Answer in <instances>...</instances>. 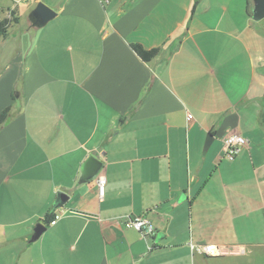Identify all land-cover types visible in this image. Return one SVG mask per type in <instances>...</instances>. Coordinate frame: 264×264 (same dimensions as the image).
Listing matches in <instances>:
<instances>
[{"label":"crops","instance_id":"obj_1","mask_svg":"<svg viewBox=\"0 0 264 264\" xmlns=\"http://www.w3.org/2000/svg\"><path fill=\"white\" fill-rule=\"evenodd\" d=\"M40 2L57 16L36 28ZM251 5L0 0V19H18L0 41V115L13 106L0 125V264L264 259V19ZM134 45L159 51L145 61ZM230 134L247 140L231 161ZM92 155L103 192L98 177L79 183ZM59 192L68 201L30 243ZM135 216L153 237L124 226Z\"/></svg>","mask_w":264,"mask_h":264},{"label":"water","instance_id":"obj_2","mask_svg":"<svg viewBox=\"0 0 264 264\" xmlns=\"http://www.w3.org/2000/svg\"><path fill=\"white\" fill-rule=\"evenodd\" d=\"M253 18L256 21L264 19V0H253ZM57 16V13L47 6L44 2L38 3L36 8L31 11L29 20L31 25L36 28H42L47 25L51 20ZM214 141V136L209 134L205 143L204 150L208 151ZM104 169L103 163L96 156L92 155L83 163L81 167V177L79 183H87L96 177ZM69 199V196L64 192H59L57 199L54 203L53 210H57L62 207ZM47 230V227L43 223H38L34 228V233L30 239V243L36 242L40 239L43 233Z\"/></svg>","mask_w":264,"mask_h":264},{"label":"built area","instance_id":"obj_3","mask_svg":"<svg viewBox=\"0 0 264 264\" xmlns=\"http://www.w3.org/2000/svg\"><path fill=\"white\" fill-rule=\"evenodd\" d=\"M101 1L109 2L110 0H101ZM14 18H15L14 11H10L8 15L5 17V19L10 20L11 22L13 21ZM223 144H224L223 156L224 158L231 161L234 160L239 155L243 147L247 145V140L239 134H230L225 137ZM97 183L100 192H103L106 184V178L105 175L102 174V172L98 176ZM124 226L126 228L137 230L144 239H149L155 235V226L153 222L146 216H135V217L127 218L126 221L124 222ZM191 248L194 252H197L208 258L219 257L225 253L221 249V247L214 244H209V245L193 244Z\"/></svg>","mask_w":264,"mask_h":264},{"label":"trees","instance_id":"obj_4","mask_svg":"<svg viewBox=\"0 0 264 264\" xmlns=\"http://www.w3.org/2000/svg\"><path fill=\"white\" fill-rule=\"evenodd\" d=\"M251 14L253 15V9H254V4H253V0H251ZM18 19L15 17L13 19L12 22H17ZM12 22L8 19H2L0 20V41L3 37L7 36L8 31L10 26L12 25ZM134 49L137 52V54L145 61H149L152 58H154L157 54H158V49H154V50H145L142 46L140 45H134ZM13 110V106L7 107L0 115V125L2 126L7 119L11 116ZM57 219V214H56V210H53L51 212H49L43 219V223L46 226H50L55 220Z\"/></svg>","mask_w":264,"mask_h":264},{"label":"rangeland","instance_id":"obj_5","mask_svg":"<svg viewBox=\"0 0 264 264\" xmlns=\"http://www.w3.org/2000/svg\"><path fill=\"white\" fill-rule=\"evenodd\" d=\"M14 24V22L12 23ZM212 263L216 264H264V259H257V260H249L247 258H240V257H229L225 261H214Z\"/></svg>","mask_w":264,"mask_h":264}]
</instances>
